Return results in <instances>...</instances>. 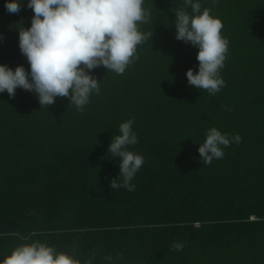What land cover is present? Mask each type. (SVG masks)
Returning <instances> with one entry per match:
<instances>
[{"label": "trees", "instance_id": "obj_1", "mask_svg": "<svg viewBox=\"0 0 264 264\" xmlns=\"http://www.w3.org/2000/svg\"><path fill=\"white\" fill-rule=\"evenodd\" d=\"M6 2L0 65L30 71L17 28H29L34 12L29 0L18 13ZM198 2L229 41L226 86L214 96L187 81L199 62L198 48L175 38L183 0H144L150 20L138 27L152 39L123 75L89 70L100 94L83 113L66 97L41 108L34 92L0 93V264L33 242L81 264L93 250L92 264H264V0ZM132 118L138 143L128 150L144 164L134 191L112 190L120 158L108 147ZM212 127L241 142L205 165L198 148Z\"/></svg>", "mask_w": 264, "mask_h": 264}, {"label": "clouds", "instance_id": "obj_2", "mask_svg": "<svg viewBox=\"0 0 264 264\" xmlns=\"http://www.w3.org/2000/svg\"><path fill=\"white\" fill-rule=\"evenodd\" d=\"M143 5L144 0H29L27 7L34 12L31 26L25 29L19 25L17 29L19 49L30 71L22 65L15 70L0 65V93L7 91L14 98L17 88L34 92L41 108L52 105L57 97H66L69 104L83 113L90 95L100 94L99 81L89 70L103 66L108 72L123 75L139 59L137 46L152 39L153 31L142 33L138 27L150 20V10ZM21 6V0L5 3L9 13H18ZM188 7L192 14L186 11ZM201 7L198 0H183L175 12V38L198 48L199 69L196 73L187 70L188 84L214 96L226 86L219 73L227 58L229 41L221 35L222 21L211 15L209 8L201 12ZM133 123L134 118L121 123L120 134L112 137L108 147V153L120 158L119 176L110 180L112 190L134 191L136 186L131 181L144 164L141 154L128 150V146L138 143ZM240 142L239 134L230 137L212 127L206 131L198 152L204 164L211 165L213 159L224 157V148ZM183 247L180 242L171 246L175 251H182ZM93 259L94 250L84 264H92ZM104 259L111 261L112 257ZM3 264H81V261L44 243L33 242L16 247Z\"/></svg>", "mask_w": 264, "mask_h": 264}]
</instances>
